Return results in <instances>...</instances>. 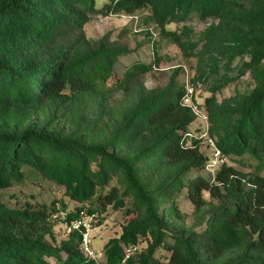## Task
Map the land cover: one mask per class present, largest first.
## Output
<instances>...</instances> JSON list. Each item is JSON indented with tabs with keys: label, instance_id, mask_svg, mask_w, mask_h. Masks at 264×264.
I'll return each mask as SVG.
<instances>
[{
	"label": "trees",
	"instance_id": "16d2710c",
	"mask_svg": "<svg viewBox=\"0 0 264 264\" xmlns=\"http://www.w3.org/2000/svg\"><path fill=\"white\" fill-rule=\"evenodd\" d=\"M144 7L164 36L197 57L192 81L211 83L210 133L224 155L264 154V0H0V189L30 172L81 202L9 206L0 196V264H54L51 256L59 264H118L142 240L147 245L125 264H264V175L228 161L202 171L210 154L197 138L186 145L195 113L182 102L178 70L162 86L145 82L160 63L158 40L149 39L148 62L110 32L87 36L93 16ZM192 12L216 19L197 40L188 26L167 28ZM248 73L253 85L218 97ZM184 189L195 205L191 226L178 202ZM59 201L65 225L82 211L123 209L122 232L105 243L103 260L84 253L77 229L57 238ZM159 248L169 255L161 258Z\"/></svg>",
	"mask_w": 264,
	"mask_h": 264
},
{
	"label": "rangeland",
	"instance_id": "374dc122",
	"mask_svg": "<svg viewBox=\"0 0 264 264\" xmlns=\"http://www.w3.org/2000/svg\"><path fill=\"white\" fill-rule=\"evenodd\" d=\"M149 13H151L150 8L144 7L134 13L118 12L109 15L93 16L85 25L87 36L95 39L110 32L112 39L121 38L120 41L122 43L127 44L133 49L139 48L140 52L137 58L140 57L148 62H154L155 60L154 47L149 39H156L158 40L157 52L160 56V63L155 64L154 68L145 75L146 84L150 87L167 84L175 70H178V80L180 83H186L187 80L193 82L192 80L197 66V57L185 55L181 47L170 36H164L161 29L150 19ZM213 21H216L214 17L201 18L198 13L192 12L186 18L179 21H172L166 26L178 32L184 26H188L192 28V35L197 40L200 32ZM131 56L136 57L133 53ZM130 60L129 55L120 57L115 63L116 76L122 75L124 68ZM116 76L111 78L110 82H113ZM210 84L209 82L204 83V80H200L196 84L197 87L202 88V94L205 98L211 94ZM253 84L254 80L248 73L226 83L217 94L221 99L224 96L233 94L237 88L244 90ZM201 100L203 101V97ZM216 136L212 135L215 139L217 138ZM201 147L203 150L212 154L211 145L207 140L202 141ZM225 156L227 157L226 161L234 164L240 170L246 172H254L257 170L264 175V154L260 157L262 160L260 158L250 157L249 155L243 157L238 155L234 158H231L227 154ZM202 171L209 175L210 170L207 167ZM204 194L206 198H210L208 191H204ZM0 196L9 206H20L26 201L47 200L49 202L53 199L65 201L69 209H73L76 204H81L78 200L70 198L65 193L63 186H59L57 183L52 182L42 175H35L30 172L27 173L26 178L21 182L0 189ZM178 202L181 210L187 214L184 223L186 226H191L194 221L195 205L189 197L187 189H184L183 193L179 196ZM57 206L58 211H56L55 216V228L57 230V238L60 239L68 236L65 225L67 212L60 207V201ZM126 219L127 217L123 209H114L111 206L106 211H99V214L96 213L94 221L96 227L91 231V239L93 246L101 253L100 260L105 258L103 250L105 243L110 237L121 234L122 225ZM139 244L141 248L145 247L147 241L142 240ZM169 253L170 251L165 248H159L157 251V254L161 258H166ZM48 258L54 264H59L55 256Z\"/></svg>",
	"mask_w": 264,
	"mask_h": 264
},
{
	"label": "built area",
	"instance_id": "2783aa9c",
	"mask_svg": "<svg viewBox=\"0 0 264 264\" xmlns=\"http://www.w3.org/2000/svg\"><path fill=\"white\" fill-rule=\"evenodd\" d=\"M203 97V101L201 98ZM182 102L195 113V119L185 132L188 138L186 145H192V140L197 138L202 141L207 140L211 145L212 154L209 156L207 168L214 172L227 157L222 152L221 147L217 144L216 139L210 133V118L209 112L205 105V96L202 94V88L197 87L193 82L187 80L185 90L182 95ZM202 148V147H201ZM95 212L82 211L79 217L73 219L66 224V232L77 229L82 234L81 248L84 253L93 259L100 260L101 253L93 246L91 239V231L96 227ZM140 248V244H130L126 247L124 258L118 264H125L127 258Z\"/></svg>",
	"mask_w": 264,
	"mask_h": 264
}]
</instances>
